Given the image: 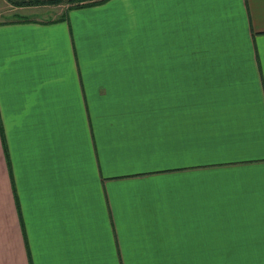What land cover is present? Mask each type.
<instances>
[{
	"label": "crops",
	"instance_id": "0c3cea01",
	"mask_svg": "<svg viewBox=\"0 0 264 264\" xmlns=\"http://www.w3.org/2000/svg\"><path fill=\"white\" fill-rule=\"evenodd\" d=\"M0 264H264V0L0 19Z\"/></svg>",
	"mask_w": 264,
	"mask_h": 264
},
{
	"label": "rangeland",
	"instance_id": "374dc122",
	"mask_svg": "<svg viewBox=\"0 0 264 264\" xmlns=\"http://www.w3.org/2000/svg\"><path fill=\"white\" fill-rule=\"evenodd\" d=\"M14 0H0V13L3 12V14H0V19L4 18L7 20L12 19H24V18H34L36 20H47L51 18H58L63 9L68 7V5H62V6H47L44 7L43 5H23L24 8L21 7H14L13 4ZM13 9V11H12ZM138 71H129L128 75H137L141 77H150L151 72L148 68L143 67L141 65L137 66ZM158 75H161V73H158ZM168 75H163V77H166ZM169 76H175V74H169Z\"/></svg>",
	"mask_w": 264,
	"mask_h": 264
},
{
	"label": "trees",
	"instance_id": "16d2710c",
	"mask_svg": "<svg viewBox=\"0 0 264 264\" xmlns=\"http://www.w3.org/2000/svg\"><path fill=\"white\" fill-rule=\"evenodd\" d=\"M107 1L108 0H14L13 2L17 5H69V8H81L84 6L102 4Z\"/></svg>",
	"mask_w": 264,
	"mask_h": 264
}]
</instances>
